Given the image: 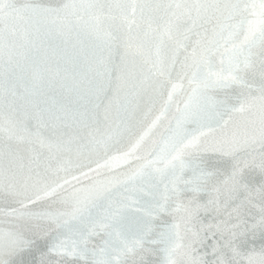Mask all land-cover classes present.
I'll return each mask as SVG.
<instances>
[{
    "label": "snow or ice",
    "instance_id": "1",
    "mask_svg": "<svg viewBox=\"0 0 264 264\" xmlns=\"http://www.w3.org/2000/svg\"><path fill=\"white\" fill-rule=\"evenodd\" d=\"M0 195V264H264V0H0Z\"/></svg>",
    "mask_w": 264,
    "mask_h": 264
},
{
    "label": "water",
    "instance_id": "2",
    "mask_svg": "<svg viewBox=\"0 0 264 264\" xmlns=\"http://www.w3.org/2000/svg\"><path fill=\"white\" fill-rule=\"evenodd\" d=\"M140 2L168 3L170 2V0H140ZM187 2H205V0H187ZM206 2H226V0H206ZM53 67H55L54 64ZM129 101L132 102L133 106L137 108L136 116L131 121V123L127 124L126 127L121 128L120 132L115 134V137L110 144V150L108 151L107 155H105L103 152L89 150H84L82 153H77L74 148L73 152L70 155L62 157L64 161H71L70 167L73 170L72 175H80V172L75 171L77 167H81L82 172H87L93 177L99 175L100 179H106L110 174H116L119 171L126 170L125 164L115 160L111 161L110 168L102 167L98 169V165H105L111 157L121 156L123 155V153L127 152L132 144L136 143V141L139 139V136L143 134V131L147 129V126L155 118V115L159 114L158 109L160 108V105L162 103L160 96L157 94H152L151 98L144 97L143 99L136 98L135 100H133L132 97H129ZM245 119H253L258 123L259 115L258 113H256L250 117H241L238 115L224 117V120L230 121L229 128L233 126V122L243 123ZM164 126L165 125H161L159 128L154 129V134H151L150 137H145L146 143H144L143 147L137 153L138 155L146 152L151 147L153 140L159 139ZM43 151H45L46 153L47 150L45 149ZM129 163H131V161H129ZM10 207L19 208L18 205L14 204L6 196L0 195V210L7 212ZM38 207L50 211L63 210L57 204H54L51 200L47 201L46 203L41 202ZM3 226L5 227V229H7V218L4 219ZM257 264H259L258 261Z\"/></svg>",
    "mask_w": 264,
    "mask_h": 264
}]
</instances>
